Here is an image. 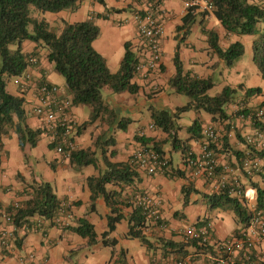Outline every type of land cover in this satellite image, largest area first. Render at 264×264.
Instances as JSON below:
<instances>
[{"label": "crops", "instance_id": "1", "mask_svg": "<svg viewBox=\"0 0 264 264\" xmlns=\"http://www.w3.org/2000/svg\"><path fill=\"white\" fill-rule=\"evenodd\" d=\"M105 1L108 7L119 9V11L106 12L102 4L87 0L82 2L75 11L63 10L58 13H51L50 17L52 20L59 18L67 22H77L87 18L94 20L100 28V34L93 41V47L105 57L110 71L115 72L123 57L125 42H129L138 58L143 56V46L137 37L134 15L138 11L149 8L153 1ZM184 1L161 0L162 6L166 11V17H164L165 32L162 38L163 57L158 70L149 75L145 74L133 79L139 85L137 93L122 92L108 95L105 98V103L116 112L115 123L113 122L110 126L99 119L101 121L97 120V122L83 126L79 133H76L75 129L74 137L78 148H93L96 138H102L101 141H103L109 134H114L116 142L110 148V150L112 148L115 150L112 160L124 161L139 146H143L135 139V136L139 135V130L143 129L145 137H152L156 141L166 137L165 133L157 129V127L149 130L147 125L153 123L151 117L153 110L163 109L173 112L176 108L167 100L166 90L170 88L168 79L174 73V69L172 71L167 64L172 61L176 44L180 42L181 33L178 34L176 32V26L181 22V9ZM67 13H70L73 17L67 19ZM101 14H106L107 17L99 16ZM200 20L201 18L198 17L190 32L186 34L185 39L180 42L179 54L185 71L199 77H209L214 76L217 68L216 64L212 63L214 55L208 46L206 36L201 31V24H204L206 29H212L218 33L222 47H227L230 42L238 40L244 45V53H246L247 47L251 48L253 36L243 35L237 37L225 35L223 27L211 14L203 17V23H200ZM192 29L195 32V38L190 40L189 35ZM21 47L25 53L36 51L38 63L30 68L32 77H42V79L58 85L60 92L71 98L65 88L63 78L47 60L45 50L38 48L30 40L23 41ZM249 70V81L239 84H242L245 88L261 87L262 79L258 70L254 66ZM225 85L228 84L223 86ZM154 86H156V90L153 89ZM16 87L19 91V87L17 85ZM242 93L244 92L239 93L234 103L227 107L226 112L229 117L222 122L212 121L211 115L204 111L189 110L182 113L177 120V124L180 127L177 134L181 140L188 144L189 150L196 155L200 152L201 142L204 139L202 127L212 125L219 134L218 141L215 143V154L218 161L229 164L235 169V172L229 178L235 177L245 187H254L253 184H257V186L264 189V156H258L263 164L261 171L253 174L250 178H247L240 168L241 159L247 153V146L243 137L253 132L257 127L251 121V116L240 117L234 113L240 104L255 111L264 102V89L262 88L261 93L252 95L242 101L243 103L235 104V102L240 101ZM20 94L24 97V105L26 104L24 108L27 113L28 124L33 128H41L39 118L32 112V107L35 103L33 93L25 92ZM159 98H163L161 104L165 103L164 108L161 104H156V102H159ZM145 110L149 112V115L147 119L145 118L142 121ZM72 112L77 118L78 125H82L90 117V113L84 110L81 104L73 105ZM122 117L129 118L130 122L127 124L126 129L114 131L117 122ZM196 119L201 123L200 131L198 134H193L194 131L189 132L188 127ZM134 123H138V126L134 127ZM225 135L227 142L224 143ZM163 150L165 152L164 155L170 161L168 169L163 173L154 175H149L146 171L140 170L141 180L137 184L140 190L153 197L165 225L162 229L150 225L146 230L147 237L152 242L158 236L181 240L183 227L203 219L208 220L213 241L224 240L232 236L235 228L238 227L233 213L228 209L210 208L202 196V194L212 191V183L203 178L191 179L188 176V170L184 167V158L181 152L173 150L170 143H165ZM172 152H180V163L176 168L172 164ZM175 169L182 171L183 175L174 173L173 170ZM93 173H96V170L91 166L83 167L79 170L73 168L68 160L63 159L49 146L45 135L41 137L35 147H27L24 151L20 149L14 133L4 136L0 147V228L4 225L10 228L11 241L8 249L0 247V263L33 264L28 259L29 253H33L36 264H106L111 254L112 258L110 260H119L120 264H176L177 261H183L184 259H186L184 264H209L207 258L194 252L192 247H187V254L181 258L170 250H163L162 246L157 243H155V249L152 250L147 249L137 239H135L137 242L134 246H123L122 244L128 240L124 236L127 229L119 235L117 234V229L118 225L126 220L119 222L116 225V229L108 236L111 242L115 239L117 243L114 246L103 245L100 240V234L107 229L108 208L102 199H97L95 209L90 210L89 191L85 182L86 178ZM33 182H48L59 198L65 199L69 203L79 201L78 205L74 203L71 206L74 222L81 218L88 220L99 235L96 243L88 246L86 238L58 225H50L47 221L36 216L30 218L27 224L16 230L10 223L4 222V209L13 203L18 204L20 201L27 199L29 195L25 190H29L28 186ZM189 183L196 191L190 193L189 202L184 205L181 189ZM119 249L125 251L122 258L118 256ZM255 250L260 255H264V242L257 245ZM187 256L191 257V261H187ZM235 260H237L236 263L242 264L238 261V258H235Z\"/></svg>", "mask_w": 264, "mask_h": 264}, {"label": "trees", "instance_id": "2", "mask_svg": "<svg viewBox=\"0 0 264 264\" xmlns=\"http://www.w3.org/2000/svg\"><path fill=\"white\" fill-rule=\"evenodd\" d=\"M84 1L87 0H0V147L2 138L10 133L16 135L22 151L27 147H35L41 137L44 136L41 128H33L28 124L23 95L11 94L6 89L7 78L22 75L27 69L29 56H36V51L31 53L22 51L21 45L25 40H30L38 48L45 50L47 60L63 78L72 104L91 107L89 119L82 125H77L76 133H79L83 126L99 119L110 126L113 122L115 123L116 112L105 103L102 95L103 87L109 88L113 93L128 92L135 94L139 90V85L133 80L138 57L129 42L124 44V53L118 69L111 72L105 57L93 47V41L100 34V28L94 20L91 18L77 22L61 20L62 27L57 34L51 29L47 20L44 18L37 19L30 15L31 6L42 12L58 13L63 10L75 11ZM92 1L102 4L106 12L119 11V9L108 7L105 0ZM211 1L213 5L211 12L188 8L181 16V22L176 26V32L181 33L180 42L185 39L186 34L190 32L198 17L201 18L200 23H203V17L211 14L223 27L225 35L253 36L251 44L252 61L262 81H264V0ZM99 16L107 17L106 14ZM29 25H32V30H29ZM201 29L206 36L211 52L224 65L232 66L244 53V45L240 41L230 42L227 47H222L216 31L206 29L204 24H201ZM180 42H177L174 50L172 58L174 73L168 79V85L174 92L186 95L188 102L182 106H177L173 112L161 109L153 110L151 113L155 127L165 133V138L156 141L152 137L137 135L135 139L144 147H151L161 155L165 154L163 145L170 143L171 148L180 151L182 157L185 158L190 151L189 146L177 134L180 129L177 120L182 113L189 110L204 111L211 115L212 121L222 122L228 119L226 109L231 103H234L239 93L244 92L240 101L235 102L237 105L243 103L242 101L250 96L261 93L262 89L261 87L245 88L242 84L236 87L225 85L215 95H209L208 91L214 86L213 77H199L184 70L179 54ZM12 45H16V48L12 49ZM20 93L23 92L20 91ZM255 112L256 110L246 108L241 104L234 111L238 116H251L250 119L255 127L264 132V117L256 116ZM129 122V118H120L114 131L126 129ZM200 124L197 119L194 120L192 125L188 127V131H194L193 134H198ZM101 140L102 138H96L93 148H76L70 153L68 161L77 170L87 166L96 170V173L90 174L86 178L85 185L89 191L90 210L95 209L97 199H102L108 208L107 229L100 234L103 245L114 246L117 243L115 239L111 242L108 236L116 229L119 222L126 220L125 238L137 239L149 250L155 249V243H157L162 246L163 250H170L181 258L187 254V247H192L194 252L201 255L216 252V245L221 240L213 241L211 235L205 240L203 238L185 239L183 236L181 240H175L158 236L152 242L147 237L146 232L151 224L144 215L142 208L133 200L136 193L142 191L137 187L141 180L137 163L132 155L124 161L112 160L115 150L113 148L110 150V148L116 142L114 134H109L103 141ZM226 140L225 135L223 142H227ZM49 146L53 149L55 144L49 143ZM209 148L216 153L215 143H210ZM247 152L252 155L263 156V152L255 150L250 145L247 146ZM168 163H170L169 160ZM173 172L183 175V172L178 169L173 170ZM248 177L250 178V176ZM253 185L257 194L256 208H263L264 189L257 184ZM28 188L29 190H25L29 195L27 199L18 204L13 203L4 209L5 213H9V223L16 230L27 224L30 218L36 216L47 221L50 225H57L54 219L58 215L61 203L67 200L59 198L48 182H33L29 184ZM194 191L196 189L191 183L182 187L184 205L189 202V195ZM202 196L210 208L228 209L233 213L238 227L235 228L232 236H238L240 229L248 223L252 214L244 196L236 197L226 189L219 192L204 193ZM74 203L78 205L80 202L69 203L68 209L71 210ZM159 221V224L164 225L162 218ZM72 223L61 228L71 230L86 238L88 246L96 243L99 235L88 220L81 218L74 222L73 216ZM193 224L197 227L206 226L208 220H198ZM124 252V250H120L119 258H122ZM110 259L106 264L121 263L119 260L111 261ZM236 262L237 260H234L233 264H238Z\"/></svg>", "mask_w": 264, "mask_h": 264}, {"label": "built area", "instance_id": "3", "mask_svg": "<svg viewBox=\"0 0 264 264\" xmlns=\"http://www.w3.org/2000/svg\"><path fill=\"white\" fill-rule=\"evenodd\" d=\"M188 8L211 12L213 5L211 0H185L181 14L183 15ZM164 17H166L165 8L158 0L153 1L149 8L138 11L134 15L137 37L143 46V56L138 58L135 66V78L155 72L162 63V38L165 32ZM28 60L26 71L20 76L13 77L14 83L21 92L33 93L35 98L32 107L33 114L39 118L41 129L49 143L55 144L53 148L55 153L68 160L70 153L78 148L74 137L78 121L72 112V100L60 92L58 85L50 83L42 77L33 78L30 68L37 65L38 58L31 55ZM153 89L156 90V86ZM255 114L260 118L264 117V103L256 109ZM147 128L153 130L155 125L150 123ZM144 133L143 129L138 132L140 136ZM202 135L204 139L201 142L200 152L194 155L193 152L189 151L184 158L183 163L185 169L188 170V176L191 179L203 178L210 181L214 192L226 189L236 197L241 198L243 195L249 210L252 211L248 223L240 229L238 236H231L227 240L219 241L215 253H205L203 255L207 258L209 264H233L235 258H238V261L242 264H264V255H260L255 250L257 245L264 242V207L256 208V189L253 186L245 187L235 177L229 178L235 172V169L229 164L220 163L214 151L209 148L210 143L218 141V131L212 125H205L202 127ZM244 141L247 146L250 145L255 150L263 152L264 156V132L255 129L253 132L244 135ZM132 157L135 159L138 169L146 171L149 175L163 173L169 166L168 158L151 147L139 146L133 152ZM262 166L261 159L257 155L248 152L241 160V170L246 177L260 172ZM133 200L142 208L144 215L153 227L159 229L165 227V225L159 224L161 214L157 203L150 194L144 191L138 192ZM68 204V201L61 203L58 215L54 219L60 227L72 223L73 216L71 210L68 209ZM3 220L9 223V213L3 214ZM209 231V224L200 227L189 224L182 228L181 235L185 239L203 238L205 240L210 237ZM10 241L11 230L4 225L0 228V247L8 249ZM34 258V254L29 253L28 259L36 264ZM186 258L187 261H191L190 256ZM185 261L186 259L176 264H184Z\"/></svg>", "mask_w": 264, "mask_h": 264}, {"label": "rangeland", "instance_id": "4", "mask_svg": "<svg viewBox=\"0 0 264 264\" xmlns=\"http://www.w3.org/2000/svg\"><path fill=\"white\" fill-rule=\"evenodd\" d=\"M30 15L32 17L37 18V19L44 18L45 20H47L50 23L51 29L54 30L57 34H59L60 29L62 27L61 19L58 18L57 20H52L50 17L51 13L42 12L34 6H31ZM66 17H67V19H71L73 17V15H71L70 13H67ZM28 28H29V30H32V25H29ZM194 38H195V32L192 29V32L189 35V39L193 40ZM11 48L15 49L16 45H12ZM251 55H252L251 48L247 47L246 53L241 55L236 60V63H234L232 66L224 65L222 62H220L218 60L217 56L214 55L212 63H215L217 68L215 70L214 76H212L213 81H214V86L208 91V94L209 95H215L216 93H218L221 90V88L224 84H228V85H231L233 87H236L241 82L245 83V82L249 81L248 80V78L250 77V70L249 69L253 68V66L256 69V67H255V65L251 59ZM167 65L173 71V69H174L173 61L168 62ZM238 66H241V67H238ZM6 82H7L6 89L8 92H10L11 94H14V95L20 94L19 93L20 90L18 91L16 84L14 83V80L12 77L7 78ZM262 88L264 89V81H262V83H261V89ZM166 91H167V100L170 102V104H173L172 106H176V107L182 106L188 102V97L186 95L176 93L171 88H168ZM102 95H103V98L105 99V98H107L108 95H113V92H111L109 88L103 87ZM162 99L163 98H159V102L158 103L156 102V104H161ZM24 106L26 107V104ZM162 107L163 108L165 107V103H163ZM83 108L87 112H89V113L91 112L90 106L83 105ZM166 108H168V107H166ZM148 115H149V112L147 110H145L142 121L145 120V118L147 119ZM183 115H185V114H183ZM133 125H134V127H137L138 123H134ZM171 157H172L173 167L176 168L177 165L180 163V152H172ZM125 229H127V223H126V221H122V223L118 225L117 234L118 235L121 234ZM136 242H137V240H135V239H128L127 242H124L122 245L123 246H129V245L134 246L136 244ZM118 253H120V249L118 250Z\"/></svg>", "mask_w": 264, "mask_h": 264}]
</instances>
